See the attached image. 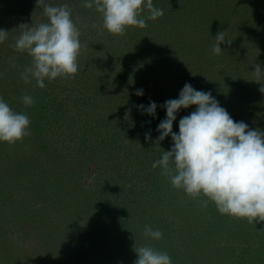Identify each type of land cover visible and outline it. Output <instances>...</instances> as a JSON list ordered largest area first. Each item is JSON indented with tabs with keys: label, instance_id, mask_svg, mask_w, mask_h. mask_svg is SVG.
Wrapping results in <instances>:
<instances>
[{
	"label": "rangeland",
	"instance_id": "rangeland-1",
	"mask_svg": "<svg viewBox=\"0 0 264 264\" xmlns=\"http://www.w3.org/2000/svg\"><path fill=\"white\" fill-rule=\"evenodd\" d=\"M2 1L10 10L0 4V30L9 32L0 43V97L10 106L16 100L12 89L35 90L25 94L44 109L28 112L22 156L14 151L19 142L0 143V264H135V250L143 245L167 252L172 264H264V222L221 215L212 202L204 207L206 198L192 199L152 167L173 146L171 136L154 143L166 118L162 106L177 99L186 83L210 92L235 121L264 131V93L252 76L256 64L264 68V0H153L163 6L158 19L167 35L153 34L156 20L152 28L147 21L149 28L128 29L124 39L142 47L134 68L126 52L105 54L107 38H115L103 27L102 14L88 9L74 20L81 35H88L78 65L89 73L75 81L45 80L43 89L21 79L31 57L14 47L20 25L46 22L42 6L37 0ZM224 31L231 44L222 43V52L214 54V39ZM6 76L14 77L12 89ZM40 91L47 95L40 97ZM80 91L94 106L75 116L64 102ZM150 101L158 105L155 118L137 107ZM16 103L25 106L22 99ZM193 111L195 106L177 113L173 132ZM71 115L76 124L67 120ZM17 155L28 158L27 178L18 175ZM146 227L160 230L162 238L145 237Z\"/></svg>",
	"mask_w": 264,
	"mask_h": 264
},
{
	"label": "clouds",
	"instance_id": "clouds-1",
	"mask_svg": "<svg viewBox=\"0 0 264 264\" xmlns=\"http://www.w3.org/2000/svg\"><path fill=\"white\" fill-rule=\"evenodd\" d=\"M42 6L47 22L36 26L22 24L16 38L15 49L27 53L31 64L21 73L25 84L33 80L36 87L45 88V80L58 77L75 78L78 74V57L82 50L81 32L72 19L67 4L52 6L46 0H37ZM85 8H93L102 14L103 27L113 36H122L131 27L146 28L147 20L155 21L164 15L163 9L154 6L153 0H84ZM147 11L145 18L143 13ZM0 30V43L8 37ZM212 47L214 54L222 52V43L231 44L226 31L219 32ZM253 79L262 85L264 93V68L256 64ZM137 96L143 95L138 89ZM25 106L34 104L32 96L22 97ZM195 106V111L179 121L178 134L173 123L181 109ZM139 110L153 118L158 105L150 101ZM166 118L157 126L159 145L171 136L170 151H162L161 158L152 167L162 169L175 189H182L192 199L206 198L203 206L212 202L221 215L246 219L249 224L264 222V131L250 129L243 121H235L210 92L196 90L186 83L177 99L165 101L162 106ZM31 121L26 113L14 111L0 98V143L15 145L30 135ZM150 140V133L145 134ZM145 237L160 240L162 232L146 227ZM135 264H172L167 252L150 245L135 250Z\"/></svg>",
	"mask_w": 264,
	"mask_h": 264
},
{
	"label": "trees",
	"instance_id": "trees-1",
	"mask_svg": "<svg viewBox=\"0 0 264 264\" xmlns=\"http://www.w3.org/2000/svg\"><path fill=\"white\" fill-rule=\"evenodd\" d=\"M1 2H0V4L3 6V10H5V8L7 9V11H9L10 10V8H8V7H6V2L5 1H2V0H0ZM8 1V0H7ZM176 2H178L177 4H176V7L175 8H177L178 6L180 7V4H179V1H176ZM175 5V4H174ZM52 6H57V5H55V4H52ZM69 8L71 9V13H72V19H73V21H74V23L76 24V21L74 20V18H75V16L76 15H78V14H88V9L89 8H85L84 6H83V3L81 4L80 3V1L79 0H75L74 2H72V3H70L69 5ZM40 7V6H39ZM167 8V6H165V8L164 9H166ZM41 9V8H40ZM43 9V8H42ZM162 9H163V6H162ZM92 10H95V7H93L92 8ZM96 11V10H95ZM170 11H172V9L170 10ZM90 15V14H89ZM147 21H149V22H151V28L154 26V23L151 21V20H147ZM161 21V18L160 19H156V22H155V24H156V26H157V28L155 27V31L152 29V31H154L153 32V34H155V32L157 33V35H161L160 33H163V34H165V35H167V32H166V28H164L165 27V25L164 26H162V24L161 23H159ZM46 22H47V20H46ZM79 22V21H78ZM166 22H169V21H166ZM146 28H149V26H147ZM130 29V28H129ZM174 30V28L172 29V31ZM128 31V30H127ZM162 34V35H163ZM82 36V37H81ZM80 36V41H81V44H82V50H81V53L80 54H82V53H84V47H83V43H84V41H87L86 40V38H87V36L88 35H81ZM126 35L124 34V35H122V36H114V38L115 39H113V37L112 38H107V40H108V43L107 44H105L104 45V52H105V54L106 53H108L109 55H111V57L113 56V57H115V52H113V50H117L118 52H119V54H121V53H123V52H126V57H125V59L127 58V56H131V58L132 59H134V61H133V63L134 64H132L133 66V68L135 67V65L137 64L136 63V60H137V55H138V52L137 51H139L142 47H139V46H137V48L135 49V47H134V45L132 46L130 43H129V40L128 39H124V37H125ZM119 37H122V38H119ZM88 42V41H87ZM91 43H93V42H91ZM91 43L87 46L88 48H89V46H92L91 45ZM94 44L97 46V44H99V43H96V42H94ZM95 46V47H96ZM96 49H97V47H96ZM126 49V50H125ZM133 49V50H132ZM88 52L90 53L91 52V50L90 49H88ZM99 52H103L101 49L99 50ZM140 52V51H139ZM137 54V55H136ZM141 54V53H140ZM118 55V54H117ZM84 55H82V57H83ZM81 58V57H80ZM141 60H143V58L141 59ZM125 61H127V59L125 60ZM84 62V61H83ZM109 62H112V61H110L109 60ZM86 63V62H85ZM84 63V64H85ZM86 70V69H85ZM85 70H81V68H78V74L75 76V78H72V81H75V80H79V79H82V77H85V76H87L86 74H88L89 72H87V71H85ZM121 70V69H120ZM123 70H125V69H123ZM9 72V71H8ZM7 72V73H8ZM10 73V72H9ZM6 79H7V76H6ZM12 79H14V77H9L8 79H7V81L9 80V83H10V87H11V89H12V85H13V83L14 82H12ZM82 81H84V78H83V80ZM36 84V83H35ZM80 85L81 86H83L81 83H80ZM53 91V90H52ZM11 92H14V93H12V95L13 96H11L13 99H15L16 98V100L17 99H19V100H21L22 99V97L24 96V94L25 93H30V94H37L36 92H35V90H32L31 92H29V91H27V92H24V91H20L19 92V90H15V89H12L11 90ZM33 92H35V93H33ZM69 93H70V91H69ZM6 95V94H5ZM4 95V96H5ZM47 94H43L42 95V91H40V97H42V98H44L45 96H46ZM67 97V100H65V102L64 103H66V105H64L65 106V109L67 108V110H69L70 112H72V110H74V114H75V116H80L81 115V113H79V112H83L82 111V109L83 108H93V102L94 101H90V99H88L87 97H86V95L85 94H81V91H80V93L78 92V94H77V96L76 97H70V100L68 99V96H66ZM0 98H2V97H0ZM16 100H15V102H12V103H10V106H14V107H17V109H18V111L19 110H21L22 108L26 111V114L27 115H30L28 112H30V111H37V110H39L40 111V113H38V114H43V112H42V110L44 109V107L43 106H41V105H39V104H32L31 106H24V107H22L21 109H19V104L18 103H16ZM56 101V99H53V103ZM20 103V102H19ZM24 104V103H23ZM36 105V106H35ZM92 105V106H91ZM110 105H111V103H110ZM39 106H41V108H38ZM63 106V107H64ZM112 106V105H111ZM36 107V108H35ZM34 108H35V110H34ZM46 109H48V108H46ZM17 111V110H16ZM32 113V112H31ZM35 113V112H34ZM36 118H32V122H33V124H32V126H34V127H36L38 124H39V118L37 117V115L35 116ZM41 120H43V119H41ZM67 120L69 121V122H71V123H77V122H75L76 120L72 117V115L71 116H69L68 118H67ZM112 122V120H110V118L108 119V121H107V125H109L110 123ZM102 142H105V144H107L108 143V140H106L105 139V137H104V139H102ZM57 144H58V141L56 142ZM18 145L16 146H14V151H16V154H17V151L18 150H21L20 152V154H21V156H22V150H26V149H24L25 147H24V145H22L20 142L19 143H17ZM29 145H30V143H29ZM44 147V145H42V148ZM37 150H39V148L37 149ZM19 154V155H20ZM24 158V159H23ZM18 157V155L14 158V160H15V162L17 163V160H18V163H20V166H19V172L21 173V174H18L19 176H21V177H23V178H27V165H26V162L28 161V158L26 157V155L24 156V157ZM27 159V160H26ZM14 160H13V163H14ZM24 162V163H23ZM12 164V163H11ZM167 234V232H165V235Z\"/></svg>",
	"mask_w": 264,
	"mask_h": 264
}]
</instances>
